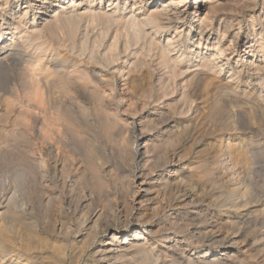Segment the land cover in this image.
Listing matches in <instances>:
<instances>
[{
  "label": "rangeland",
  "instance_id": "374dc122",
  "mask_svg": "<svg viewBox=\"0 0 264 264\" xmlns=\"http://www.w3.org/2000/svg\"><path fill=\"white\" fill-rule=\"evenodd\" d=\"M167 1L168 0H161L158 4H162ZM196 1L198 2L199 6L202 0H187V7L180 9V11H183L182 17L184 18V23L181 24H183L185 33L186 31H189L188 34L186 33L182 39V43H184L186 46L191 43V38L193 36L194 39L199 38L198 35H200V33H213L217 36V38L221 39L223 28L225 27L223 26L225 24L220 21L222 17L225 21H227V24L234 25L231 26L233 27L232 29H228L229 33L232 34L238 33L241 35L243 32H248L251 33L250 35H253V29H251L252 26L255 29H258L259 26L262 28L264 26V18L262 17L263 10L260 6V3L264 0H252V3H249L247 7H245V4V6L240 5L234 7L232 6L233 8H226V10H222L219 15H217L211 21L212 23H210V21H206L207 23L209 22L208 24L205 23L206 25H200L199 20L205 16L207 9H202V11H199L196 15H193V13L196 11ZM224 11L226 12L224 13ZM253 21L254 23L252 25ZM179 22L180 21H178V23ZM181 24H178L177 26H180ZM199 25L203 28H201ZM90 29L88 31V37L90 40H92L93 37L97 35L98 29H91V31ZM157 39L161 40V42H165L166 36L163 33L157 37ZM256 39L257 37L254 35L247 39L245 41L246 43L242 44L246 45L245 47H247L251 40ZM121 40L122 42H125V38H121ZM87 42L89 45L90 42ZM146 42H148L147 39L146 41L145 39H141V41L136 44V47L135 44L133 45V43H131L132 45L126 48L127 56L125 49L121 47L119 50L120 52L122 51V54L125 57L122 59L125 62L119 60L118 62H114V64L111 63L105 70L113 74L112 72L117 66L115 64L121 66L124 63L129 62L132 58L136 57H134L135 51H137V53L140 55L137 47L139 48V51L141 49V55L143 54L146 56L147 54L148 57L146 56V58H144L143 55V57H141V55L139 57L141 59L143 58L142 61L144 66L147 64L146 66H148V68L150 66L153 67H150L151 74L153 73V79H151L149 83L151 87L147 84L149 81L145 82L146 79H144V87L143 89L142 87L141 89L138 88V92L136 91L138 94L134 93V90L136 89L130 88L131 85L129 84L127 85L128 82L125 80V77L122 79L121 76L113 74L117 79L116 83H114L112 86L108 85L103 87L99 84V82L90 78L89 74L86 75L87 73L82 71L81 68L78 70L77 68L67 66L63 70L66 73H64V75H66V78L68 79L72 78V85H70L71 87L69 88V92H67L69 93V96L66 94L67 96L65 95V97L67 100H70L71 98V101H68V103H71L73 106L71 104L70 106L67 102H65L66 98L61 96V104L64 105L65 103V106H67L64 108L67 113L63 110L65 115L62 113V116L67 117V115L70 114L69 112L72 111L70 107L74 109L76 108L74 112L77 111L79 114H76L75 112L74 116H71L73 115L71 112L70 117L65 118L67 123L60 120V125H64L59 127L54 126V129L52 128L53 130H49L47 126H45L46 123L45 125L43 124L45 122L44 118L46 114L44 111L47 112V109L49 108L50 97L54 98V95H56L55 93L53 95L52 92H57L56 89H53L51 92L47 89V86L44 88L45 82L42 81L46 79L45 77L48 70L45 72L46 69L40 67L41 65L36 62H30L29 64L25 63L26 66L22 65L21 68L19 67L20 71H18V69L16 70V72L18 71L17 74L19 75L14 74V79L9 78L11 80H9L8 83L10 82L14 85L10 83H6V85H4V83H2L4 80L2 77L0 78V117H3L0 118V183H2L0 184V193H17L18 199L16 198L17 200L12 206L13 211L16 207V211H14V213L16 212V215L23 217L25 220L31 223L33 222L43 227L45 226V228H51L53 223L61 224L62 222L60 221H63L62 224H65L64 227L66 225H70L71 227H69V229L74 228L75 230L76 227H79L81 221L77 220V215L79 216L80 214L79 211L83 212L81 215L86 214L87 212V215H89L92 213V211L102 210L104 215L102 214V220L99 222L97 227L98 231H96L98 233L94 231L95 233H89V235H87L88 237L84 235L81 238V243L87 242L86 245H88V242L89 244L91 243L90 241L94 236H96V240L103 238L104 234H102V232L105 231V229L109 228L110 230H114L115 228H120V226H122L121 224H124L125 221H128L130 222L128 225V227L130 226V235L134 236L133 233H141L140 235L147 239L146 244H150L151 247L155 248L156 251H164L168 248L172 249L177 244L179 247L178 250H172V253H174V256L177 258H183V256L186 257L187 255V258L188 256L191 258L203 256L205 257L204 261H206V258L207 260H211L213 257H220L223 260V258H225L224 255L229 252L225 243H223V239L224 237H230L233 238V244L236 243L235 248L237 251L240 249L239 252L241 254L237 260H233L231 258L233 260L232 261L230 258H227L228 260L230 259V261H221V263L223 262L222 264H226L228 262V264H238L240 259H244L245 264H264V220H262L263 222L260 221L259 225H257V234L249 237L250 242L248 241V243L251 245H247L246 243H242L240 239L234 240L236 237L235 232L238 230L236 229V226L234 228H224L222 231L220 227L217 226L216 228L212 226L210 224L212 220H209L210 217L206 215L208 211L214 212V216H217L224 215L225 212L232 213L234 210L233 208L229 207L227 199V191H229L232 183H234L231 181L234 180H232L231 176H228L229 174L226 173L225 170L223 171L222 164L217 163L215 166L216 168L213 166L214 169L211 176L208 175L207 177L204 172L207 168V165H212L211 158L213 159L214 153L217 151L218 146H220V143L223 140L217 138L219 133L217 130L220 129V126L222 127V125H225V123L227 124L231 113L233 114L231 111L236 109L234 108L235 104L233 105L234 109L231 108L225 110L223 107V114L221 115L220 112L217 116L213 115L212 112L210 115L207 110V104L209 103L207 101L208 99L205 98V93H203L201 88H198L194 97L197 107L195 109H198V112H194L192 114L191 111H188L191 102L188 98L181 96V93L184 95H188L189 93V87H187L188 84L185 85V83L182 82L184 75H181V77L178 75L179 73H177L176 76L178 78L174 77V79L171 78L172 80H168L169 72H167V70L162 66L161 67L163 71L160 69V67L159 69L158 66L156 67V65L159 64L157 59L159 58V52L149 49V47L146 45ZM67 46L68 45L65 44V47ZM203 46L205 47V45L202 44V47L197 50L199 52V57L194 56L195 58L191 59L193 61H190V64L189 61L185 60V64H183L181 67L183 68L182 71L186 70L184 68L196 64V62L198 63L202 56L204 58L211 54L210 51L201 49L204 48ZM236 47L238 49L239 45L237 44ZM102 48L100 47L94 51L96 52L99 50L96 52V57L99 60L103 58V51H100ZM62 49L63 48H61V50ZM66 49H68L66 50L67 52L64 51L65 48L62 50L63 52L61 51V54L63 53L62 55H65V53L67 54L69 52V48ZM148 51H154L155 53H149ZM248 51V49L245 50L246 53ZM70 52H73L71 53V56L75 57V59L80 56L77 60H82V62L84 61L83 64H85V59L87 58L85 65L96 66V63L91 64L88 61L87 53L83 55L80 54L79 56L77 55L79 53H77V57L74 56L77 50H70ZM70 52L65 56L71 57L69 56ZM128 53L131 54L129 55ZM156 53H158V55H156ZM173 54L175 53H171L170 56H173ZM98 66L99 65H97L96 68H98ZM234 66L235 65L232 63L231 69H234V71L226 69L221 74V79L222 82L225 83L227 82L225 80L229 79L230 75L233 73L237 75L235 76L233 74L234 78H232L234 80L231 78L232 81H229L232 82L231 87L235 90L237 89V91L240 90L239 92L241 93L247 89V84L242 81L240 74H236L237 71L235 68H233ZM245 69L246 68H244L243 71L244 73H251L249 70ZM229 73L230 75H228ZM164 75H166L168 78H165ZM158 76V81L154 83V81L157 80L156 77ZM159 80H164L162 81L163 83L161 82V85ZM85 83L88 84L84 86ZM183 87L185 90H183ZM45 90L48 91L46 92ZM93 90H95V92H93ZM142 90L144 91L142 92ZM139 91L140 94L143 95H139ZM187 91L188 93H186ZM147 92L150 93V95H147ZM163 92L167 94H161ZM48 94L51 96L48 97ZM257 95L259 96V89L257 90L254 99L260 102V104L263 103V98H259ZM179 96H181L183 99L185 98L186 100H181L182 98ZM203 105H206V107ZM204 108H206L205 111L202 110ZM68 109H70L69 112ZM225 113H229V116ZM192 115L195 123L190 122V124L187 121L189 120L187 118L192 117ZM202 116L204 118L208 116V119L216 124V127L214 126L212 128L213 137L211 136L212 134L210 130L206 131L207 127L204 129L205 126L210 123L209 121L207 123V120L202 118ZM31 117H33V121ZM35 117L37 120H35ZM213 118L214 120H211ZM68 119L70 121H68ZM75 119H77V121H75ZM202 119L206 122H203ZM31 121L36 125L31 127L33 124ZM73 121H75V123H73ZM58 123L59 122L56 124L59 125ZM186 123L188 125L190 124V126L193 124L191 128L192 130H195L197 137L195 136L192 140H186V136L188 138H192L190 137L192 136L190 133L191 131H188L190 127L185 125ZM205 123L206 125H204ZM65 124H67V126ZM69 124H71V127ZM73 124L74 127H72ZM179 124L183 125L181 126ZM176 125H179L181 129L183 127L186 129L189 127L186 130L187 133H185V135L182 134V137L177 138V132L175 130L178 127ZM39 127L41 129L45 127L46 128L42 131ZM179 129L180 128L177 130ZM13 130L14 133L16 132L15 134L12 132ZM44 130L48 131L44 132ZM33 131H35V134ZM188 132L191 135H189ZM48 133L53 134L51 135ZM140 136L142 137V141L137 142V138ZM225 137L224 140L226 141L229 137L227 132L225 133ZM228 141L232 142L231 140ZM138 144L140 145L139 150L142 154L140 159L134 158V153ZM208 144H211V146L208 147ZM97 155L100 156L98 157ZM53 160L59 163L56 171H54L51 167ZM203 162L207 164L204 165ZM13 163L16 164V166ZM210 165L208 167H210ZM220 167H222V169H220ZM25 169H28V171ZM54 172L56 173L54 174ZM80 176L82 178H80ZM96 177L99 178L97 179ZM15 190L17 192H15ZM259 195H263L260 200H262L264 204V193H260ZM71 202H73V204ZM73 206L79 208V210L77 209L79 214H75V208ZM70 208H73V211ZM23 218L21 219L23 220ZM91 226H93V224H90V226L87 228H90ZM238 227H241V225ZM85 236L87 237L86 240ZM210 236L213 238L212 240H209ZM117 238H119V235ZM214 238H216V244ZM210 242L215 245H211ZM219 243L220 245L221 243L223 245L220 246ZM245 252L247 254H245ZM91 261L92 259L87 257L85 259V264L91 263ZM221 263L219 262V264Z\"/></svg>",
  "mask_w": 264,
  "mask_h": 264
},
{
  "label": "bare ground",
  "instance_id": "6f19581e",
  "mask_svg": "<svg viewBox=\"0 0 264 264\" xmlns=\"http://www.w3.org/2000/svg\"><path fill=\"white\" fill-rule=\"evenodd\" d=\"M159 1L161 0H0V78L2 77V79L4 80L2 81L4 85H6V83L9 84L10 82L8 83V81L14 79L13 78L14 74L16 75L18 71H20L19 67L21 68L22 65L26 66V64L27 63L29 64L30 62L38 63L39 65H41L40 67L46 69L45 72L48 70L47 75L45 77L46 81L41 80L42 82H45L44 88L47 86V89L50 90L51 92L53 89L57 90V92H52L53 95L54 93L57 95V96L54 95L55 96L54 98L50 97L51 96L49 95L50 91L48 92L49 93L48 97H50L49 100L50 103L48 108L49 110L47 109L48 113L44 111V113L46 114H45V118L43 117L45 120L43 124L45 125L46 123L45 126H47V128L50 130L54 126L59 127L64 125V124L60 125V120L65 121V123H67L66 122L67 120L65 118L70 117L71 112L73 114L71 116H74L75 112L76 114H79V112L77 111L74 112L76 108L74 109L70 107L72 104L70 103L71 104L70 105L68 101H71V98L69 97L70 100L69 99L67 100V98L65 97L66 94L67 95L69 94L67 92H69V88L71 87L70 85H72V81H71L72 78L68 79L66 78V75H64L65 72L63 70L67 66L77 68L78 70L81 68L82 71L87 73V74L85 73L86 75L89 74L90 78L99 82V84L102 85L103 87L108 85L112 86L114 85V83H116L117 79L113 74L121 76L122 79L123 77H125V80L128 82L127 85L128 84L131 85V87L130 86L129 87L132 89H136L134 90V93H137L138 92L137 90L141 89V87L143 89L145 82L149 81L147 83L149 85L150 80L153 79L152 77L153 73L151 74L150 71V69L153 67L150 66L151 68L150 67L148 68V66H146L147 64H145L144 66L142 61L143 58L141 59L139 57L142 53L141 49L140 52L139 48L137 47V50L140 53V55L137 53V51H135V53L132 51L135 54L134 57L135 56L136 57L132 58L129 62L124 63L121 66L115 64L117 66L113 70L112 72L113 74L105 70L108 68V66L111 63L114 64V62H118L119 60L125 62L122 59L124 55L122 54V51L120 52L119 50L121 47L125 49V53H126V48L132 45L131 43H133V45L135 44L136 47L137 46L136 44H138V42L141 41V39L142 40L145 39V41L147 39L148 41L146 42L147 47H149V49L159 52V55L158 53H156V55L159 56V58H157L159 64L156 65V67L158 66V69L160 67L161 70L162 67H164V69H166L167 72H169L168 74L169 78L166 75H164L165 78L167 77L168 80H170L171 78L174 79V77L178 78L176 76L177 73H179L178 75L180 76L184 75L182 78L183 81L181 79L180 80L183 83H185V85L188 84L187 87H189V93L188 91L186 92L188 93V95L186 94L187 97L183 93H181L182 94L181 96L188 98L189 101L191 102L188 111H191L192 114L194 112H198L197 111L198 109H195L197 107L194 98L196 90L198 88L199 89L201 88L203 93H205L206 96L205 98L208 99L207 101L209 103L207 104V110L210 115L211 112L213 113V115L216 116L219 115L220 112L221 115L223 114L222 109L224 108L225 110L231 109L235 104L234 108L236 109L234 108H233L234 110L232 109L233 111L231 112H233V114L231 113V116L229 117L227 124L225 123V125H222V127L220 126V129L218 130L216 129L217 132H219L217 138L224 140L226 132L227 135H229V137L226 141L225 140L221 141L220 146H218L217 148V151L215 150L216 152L213 155V159L211 158L212 165L209 164L210 167H208L209 165H207V168L204 172L207 177L208 175L211 176V174H213V169H214L213 166L215 167L217 163L222 164L223 171L225 170L226 173L229 174L228 176H231L232 180H234L231 181L234 183H232L231 188L229 189V191H227L228 193L227 195L229 196V198L227 196L229 203L228 205L234 210L232 213L225 212L224 215H217V216H214L215 214L214 212L208 211L206 215L210 217L209 220H212L210 224L216 228L217 226L220 227L222 231L224 228L225 229L229 227L234 228L236 226L237 227L236 229L238 230L235 229L236 237L234 240L240 239L242 243H246L248 245L249 244L248 241L250 242L249 237L257 234L256 233L257 225H259L260 221L264 220V204L263 201L260 200V198H262L263 195H259L260 193H264V101L263 103L260 104V102L254 99V96L257 90L259 89V96L258 95L257 96L259 98L262 97L264 100V26L263 28L259 26L258 29H255L252 26L251 29H253L252 30L253 35H250L251 33L248 32L246 33L243 32L241 35H239L238 33L232 34L229 33L228 29L230 28L232 29L233 27L231 26L233 24L232 25L227 24V21H225L222 17L220 21L223 22V24H225L223 25L225 27L223 28V32L221 31L222 32L221 39L217 38V36L214 35L213 33H209V32H208L209 34L200 33V35H198L199 38L194 39L193 36L191 38L192 39L191 43L186 46L184 45V43H182V39L183 36L186 33L188 34L189 31H186L185 33L183 24H181L184 23L183 22L184 18L182 17L183 11H180V9L187 7V0H168L167 2L158 4ZM249 3H252V0H222V1L202 0L201 4L198 6V2L196 1L195 2L196 11L193 13V15H196L199 11H202V9L203 10L207 9V13L204 12L206 13L205 16L199 20L200 25H204L205 23H207L206 21H210V23H212L211 21L217 15H219V13L222 10H226V8H233L234 6H240V5L245 6V4H246L245 7H247ZM260 6L263 10L262 17L264 18V1L260 3ZM225 12L226 11H224V13ZM178 21L180 22L178 23ZM253 23L254 21L252 22V25ZM178 24L181 25L177 26ZM90 28L93 30L98 29L97 35H95V37H93L92 40H90L88 37L89 34L88 31ZM163 33L166 36L165 42H161V40L157 39V37H159ZM254 35L257 37V39L251 40L250 44L247 45V47H245L246 45L242 43H246L245 41ZM121 38H125V42H122ZM87 41L90 42L89 45ZM65 44L68 46L65 47ZM202 44H204L205 47L203 46L204 48L201 49L210 51L211 54L204 58L201 55L202 58L199 60L198 63L196 62V64L190 65L188 67L186 66L187 68H184L186 70L182 71L183 68L181 67L183 64H185L184 63L185 60L189 61L190 64V61H193L191 59L197 56L199 57L198 55L199 52L197 50L200 49V47H202ZM237 44L239 45L238 49L236 47ZM100 47L103 49V50L101 49L100 51H103L102 59L104 60L97 59L96 52L99 50L94 52L96 49ZM61 48L63 49L65 48L64 51L68 50L66 48H69V52L70 50L71 51L77 50L74 56L77 55L79 56L80 54L83 55L87 53L88 56L87 55L86 56L88 57V61L91 64L96 63V66L99 65L100 67L98 66V68H96V66L94 65L91 66L85 65L87 62L86 60L87 58L86 59L84 58L86 62L85 64H83L84 61L82 62L81 59H80L81 61L77 60L80 56L79 57L77 56L78 58L76 59L75 57L71 56V53L73 52H70L69 56L71 57L65 56L69 54V52L67 54L64 52L65 55H62L63 53L61 54V51L63 49L61 50ZM246 49L249 50L248 51L249 53L245 52ZM154 51H150V52H154ZM173 52L175 54H173V56L172 55L170 56V54ZM142 55L141 57L144 56ZM146 56H144V58H146ZM232 63L233 65H235L233 68H235V70L237 71L236 74L238 75L240 74L242 81H244L247 84V89L242 91L241 93L239 92L240 90L237 91V89L235 90L231 87L232 82H230L229 80H231V78L233 77L234 74L233 72L232 75H230V73L228 74L230 75V78L225 80L227 82L223 83L221 79L222 78L221 74L226 69L227 70L229 69L230 71H234V69L233 70L231 69ZM145 67L148 69H146ZM244 68L249 70L251 73L250 74L244 73L243 72ZM17 69L18 71L16 72ZM110 74L113 76H111ZM159 76L156 77L157 80L155 79L156 81H154V83L158 81ZM144 79H146L145 82ZM160 80L159 83L161 85V82L164 80L162 81ZM87 84L88 83H85L84 86H86ZM48 90L45 91L47 92ZM144 90H142V92ZM183 90H185L184 87ZM93 92H95V90H93ZM167 93L163 92L161 94H167ZM148 94L150 95V93L147 92V95ZM139 95H143V94H140L139 91ZM61 96H63V98L64 97L66 98L65 102H67L70 105L69 107L72 110L71 112H69L70 109H68V112L70 114H68L69 116L67 115V117L62 116V113L65 115L63 110L67 106H65L66 105L65 103L64 105L61 104L62 103ZM181 96L179 97L182 98ZM184 99L182 98L181 100ZM204 107H206V105ZM202 110L205 111L206 108ZM64 111L67 113L66 110ZM225 114L228 115L229 113H225ZM202 118L204 117L202 116ZM31 119L32 121L34 120L33 117H31ZM187 119H189L187 120L189 123L190 122L195 123L193 115L192 117ZM204 119L207 120V123L208 121L210 123L207 124V126H205L204 129H206L207 127L206 131L210 130L212 134L211 136L213 137L212 128L214 126L216 127V124L210 121V119H208V116ZM35 120H37L36 117ZM211 120H214V118ZM32 121L31 123H33ZM68 121L70 120L68 119ZM75 121H77V119H75ZM75 121H73V123H75ZM57 122H59L58 123L59 125L56 124ZM187 123L185 125H188ZM190 124L188 125L190 128L188 127L189 129L188 128L187 129L188 131L189 130L191 131L189 132L192 134V136H190L192 138H188L186 136L187 138L186 140L188 139L192 140L196 136L195 130L194 129L192 130L191 128L193 124L191 126ZM34 125L36 124L33 123L31 127H33ZM65 125L67 126V124ZM70 125L71 124H69V126ZM179 125L176 126L180 129L177 130L178 128H176L175 130L177 132L176 133L177 138L182 137L181 136L182 134L185 135V133H187L186 131L187 129L185 127L181 129ZM204 125H206V123ZM72 127H74V124L72 125ZM43 129L40 128V130L42 131ZM35 131H33V133ZM45 131L47 132L48 130H44V132ZM12 132L14 133V130ZM228 140H231L232 142ZM138 141L139 142L142 141L141 136L137 138V142ZM139 146L140 145L138 144L134 153V158L137 159H140L142 156L139 150ZM210 146L211 144L208 147ZM58 164L59 163L57 161L53 160L51 167L53 168L54 171H56L57 166H59ZM206 164L204 163V165ZM219 164H218V168H219ZM14 165L16 166V164ZM27 166L30 167L29 165ZM28 169L25 170L28 171ZM220 169H222V167H220ZM55 173L56 172H54V174ZM80 178L82 177L80 176ZM96 178L98 179L99 177ZM15 192L17 191L15 190ZM0 196H1L0 197V264H85V259L87 257H90L92 259L91 263H87V264H219V262L221 263V261H225V262L230 261L231 258L233 260L234 259L237 260L241 254L239 252L240 249L237 251V249L235 248L236 243L233 244V238L224 237L223 239L224 242L223 241L222 242L225 243L227 249L229 250L228 253L231 255H229L228 253L225 254L224 255L225 258H223V260L220 257L219 258L213 257L211 258V260H207L206 258V261H204L205 257L203 256L201 257L198 256L197 258H191L188 256L187 258V255L186 257L183 256V258H177L174 256V253H172V250H178L179 247L177 246V244L173 248L170 246L172 249L168 248L164 251H160V250H159L160 252L156 251L155 248L151 247L150 244H146L147 239H145V237H142L140 235L141 233H133L134 236L130 235V226L128 227L130 222L128 221H125L124 224H121L122 226H120V228H115L114 230H110L109 228L105 229V231L102 232V234H104L103 238L96 240V236H94L90 241L91 243L89 244L88 242V245H86L87 242L81 243V238L84 235L86 236L89 235V233L91 232L95 233L94 231L97 230L99 222L102 220L101 219L103 214L102 210L92 211V213H90L89 215H87L88 212L86 214L81 215V213L83 212L79 211L80 213L79 214L77 212V209L79 210V208L73 206L75 208L74 209L75 214H79V216L77 215L78 217L77 220H81L79 227H76V229L74 230V228L69 229V227H71L70 225L69 226L66 225L65 228L64 227L65 224L64 225L62 224L63 221H60L62 222L61 224L53 223V226L51 228L50 227L45 228V226L44 227L39 226L38 224L33 222L31 223L25 220L23 217L16 215L15 214L16 212L14 213V211H16L15 210L16 207L14 206L15 208L13 211L12 206L13 203L18 199L17 193H0ZM71 203L73 204V202ZM21 218H23V220ZM90 224H93V226L87 228L88 226H90ZM237 225L238 226L241 225V227H238ZM118 235L119 238H117ZM86 236H85V240L88 237ZM211 236L209 237V240L213 239L211 238ZM215 239L216 238H214V240ZM210 243L211 245H213L212 242ZM216 243L217 242L215 240V244ZM221 245L223 244L221 243ZM245 254L247 253L245 252ZM227 258L230 259L228 260ZM238 262H237L238 264H245L244 259H240Z\"/></svg>",
  "mask_w": 264,
  "mask_h": 264
}]
</instances>
